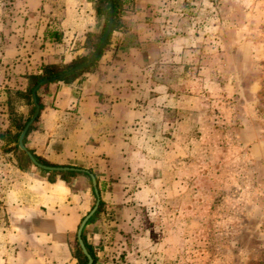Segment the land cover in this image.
Listing matches in <instances>:
<instances>
[{
	"label": "rangeland",
	"instance_id": "1",
	"mask_svg": "<svg viewBox=\"0 0 264 264\" xmlns=\"http://www.w3.org/2000/svg\"><path fill=\"white\" fill-rule=\"evenodd\" d=\"M51 2L0 0V61L52 20ZM177 3L179 55L149 66L146 81L161 86L132 125L117 205L128 226L101 232L93 250L99 264H264V0ZM3 76L8 86L16 75Z\"/></svg>",
	"mask_w": 264,
	"mask_h": 264
},
{
	"label": "crops",
	"instance_id": "2",
	"mask_svg": "<svg viewBox=\"0 0 264 264\" xmlns=\"http://www.w3.org/2000/svg\"><path fill=\"white\" fill-rule=\"evenodd\" d=\"M178 1L119 0L117 28L94 65L71 82L54 80L38 89L40 110L25 146L50 163L94 174L103 203L82 230L93 249L101 232L116 234L128 226L117 205L129 188V141L138 133L132 125L145 120L151 86H161L146 81L149 66L159 57L179 55L183 40L172 16ZM49 3L52 20L48 17L23 45L11 40L0 61V84L5 71L16 75L0 86V178L7 188L0 264H77L69 242L77 239L80 221L95 202L89 175L62 172L64 179L32 163L23 167L21 150L11 140L16 129L10 111L24 116L31 107L14 94L26 90L27 75L40 73L45 64H68L85 53L87 32L102 30L97 0Z\"/></svg>",
	"mask_w": 264,
	"mask_h": 264
},
{
	"label": "trees",
	"instance_id": "3",
	"mask_svg": "<svg viewBox=\"0 0 264 264\" xmlns=\"http://www.w3.org/2000/svg\"><path fill=\"white\" fill-rule=\"evenodd\" d=\"M113 4H114L113 23H112L111 31H110V33L108 35V38L105 41L104 47L109 42V38H110L112 32L114 30H116L117 25H118L117 13H118V9H119V0H113ZM95 9H96L97 14H99L103 18V26H102V30H101V32L99 34H95L94 32H90V31L87 32V34H86V43H85L86 44V51H85V53L82 54V55H80V56H77L75 59H73L71 62H69L68 64L64 65L63 67H61L58 64H45V65H43L42 68H41V72L40 73L28 74L27 75L28 84H27V88H26L25 91L15 90V92H14L15 95L20 96V97H24L28 101V103L31 105V107L29 108L28 112L24 116L17 115L12 110L10 111V114H11V122H12L13 126L16 129V131L11 136V140L16 142L15 148L17 150H18L17 139H18L19 133H20L21 129L23 128L24 124L27 122V120L30 118L31 114L34 111V107L32 106V101H31V90H32L33 86L36 84V82L38 80L46 77V76L56 75V74H58V73H60V72H62L64 70H66V69H68V68H70L72 66H75L77 64H80L82 62H85V61L89 60L93 56V54H94V52H95V50H96V48H97V46H98V44H99V42L101 40V37L103 36L104 31L106 29L107 20H108V17H109V0H97V4H96V8ZM102 51H103V49H102ZM102 51L99 53V55L96 58V60L99 59V57L102 54ZM96 60L94 62H92L88 67H86V68H84L82 70H79V71L70 73L68 75H65V76H63V77H61L59 79H56V80H62V81H65V82H71L77 76H79L81 73H83L84 71H87L91 66H93L94 63L96 62ZM46 83H49V82H46ZM46 83L42 84L41 86L45 85ZM37 100H38V103H39V106H40L39 96H38V90H37ZM37 117L35 118V120L37 119ZM30 128H31V125L27 129L26 134L28 133V130ZM6 132L7 133H10V130H7ZM26 134H25V136H26ZM23 142L25 144V137L23 139ZM19 152L21 154L20 155V158H21L20 159V162L26 161L27 164L28 163H31L30 160L28 159V157L24 154V152H22V151H19ZM33 155H34V157L39 162H42V163L48 164V165H57V164L50 163V162L44 160L43 158L37 156L34 153H33ZM20 164L23 167H26V165H27V164L24 165L22 163H20ZM68 173H69V175H73L76 172L75 171H69ZM58 174H61V176L64 179H66V177H64V175L62 174V172H58ZM85 174L88 175L87 173H85ZM95 199H96V196H95ZM102 203L103 202L100 199L99 200V205H98L97 209L90 216V218L88 220H90L93 216H95L101 210ZM88 220H87V222H88ZM81 237L83 239V242L85 244V247H86L87 251L89 252V254L91 255V257L93 259L92 264H95V261L97 260V256H96V253L93 250V246L87 242V240H86L85 235L83 234V232L81 234ZM74 254H75V257L78 260V263L77 264H86L87 257L83 254L82 249L79 246L78 241L76 242V249L74 250Z\"/></svg>",
	"mask_w": 264,
	"mask_h": 264
},
{
	"label": "water",
	"instance_id": "4",
	"mask_svg": "<svg viewBox=\"0 0 264 264\" xmlns=\"http://www.w3.org/2000/svg\"><path fill=\"white\" fill-rule=\"evenodd\" d=\"M113 10H114V4H113V0H109V17L107 20V24H106V29L104 31L103 36L101 37V40L93 54V56L85 61L82 62L80 64H77L75 66H72L56 75L53 76H46L40 80H38L36 82V84L33 86L32 90H31V101H32V106L34 107V111L31 114L30 118L27 120V122L24 124L23 128L21 129L18 139H17V146L19 148V150H21L22 152H24V154L28 157V159L30 160V162L45 171H49V172H69V171H76V172H84L87 173L90 178H91V182H92V186H93V190L96 196L94 205L92 206V208L89 210V212L82 218V220L80 221V224L78 226L77 229V241L79 243V246L82 249L83 254L87 257V262L86 264H92L93 259L91 257V255L89 254V252L87 251L85 244L83 242V239L81 237L82 234V230L87 222V220L90 218V216L95 212V210L97 209L98 205H99V192H98V187H97V181L96 178L94 176L93 173H91L89 170L87 169H83L80 167H75V166H68V165H48V164H44L42 162H39L33 155V153L25 146L23 139L25 137V134L27 132V129L29 128V126L34 122L35 118L38 116L39 114V110H40V106L37 100V90L38 88L46 83V82H50L56 79H59L65 75H68L70 73L82 70L86 67H88L92 62H94L96 60V58L98 57L99 53L102 51L104 45H105V41L108 38V35L111 31V27H112V23H113Z\"/></svg>",
	"mask_w": 264,
	"mask_h": 264
},
{
	"label": "built area",
	"instance_id": "5",
	"mask_svg": "<svg viewBox=\"0 0 264 264\" xmlns=\"http://www.w3.org/2000/svg\"><path fill=\"white\" fill-rule=\"evenodd\" d=\"M2 189H1V185H0V191H1Z\"/></svg>",
	"mask_w": 264,
	"mask_h": 264
}]
</instances>
